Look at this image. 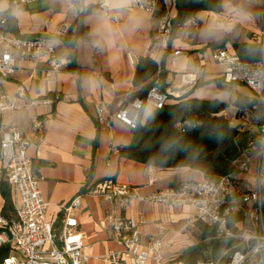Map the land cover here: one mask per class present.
Here are the masks:
<instances>
[{
    "label": "crops",
    "instance_id": "0c3cea01",
    "mask_svg": "<svg viewBox=\"0 0 264 264\" xmlns=\"http://www.w3.org/2000/svg\"><path fill=\"white\" fill-rule=\"evenodd\" d=\"M76 1L80 8L92 5L82 16L87 38L74 36V27L56 35L64 22L71 25L74 20L63 0H30L20 8L0 0V14L13 17L16 31L48 36L55 45L56 56L65 61L59 71L48 77L44 75V63L19 61L20 68L0 82V89L15 103L12 109L0 110L1 122L19 126L28 138L26 154L39 178V190L46 202L45 217L55 228L59 226L63 204L80 195L71 212L87 255L84 264H115L103 260L107 251L122 248L105 220L109 211L125 216L142 212L145 222L139 225L141 240L161 238L166 244L162 249L164 256L178 260L182 251L197 242L199 234L195 222L186 223L192 214L191 206L138 200L121 204L87 190L107 176L130 184L138 194L204 178L200 170L188 166L145 165L125 156L121 147L131 143L134 130L116 118L114 112L131 91L139 88L133 83L135 62L139 55L148 54L163 71V85L156 87L168 91V97L189 93L197 98H218L229 103L222 110L229 122L239 123L238 118L232 121L229 116L236 109L233 100L237 94L250 92L232 96L237 83L223 82V66L214 60L213 52L216 47L235 51L234 44L243 41L259 43L261 48L264 0H221L219 12L197 10L174 29L163 52L153 47L160 10L151 14L132 8L129 0ZM163 3L173 17L175 0ZM176 49L180 53L173 57ZM191 78L193 81H188ZM18 85L24 86V98L17 96ZM56 93L67 98H55ZM43 97L53 100L23 102ZM96 103L105 108L101 119L95 113ZM152 107L143 106L141 120ZM33 117L40 122L39 127L33 125ZM2 204L0 195V209ZM121 264H132V260ZM147 264H152L151 260Z\"/></svg>",
    "mask_w": 264,
    "mask_h": 264
},
{
    "label": "built area",
    "instance_id": "2783aa9c",
    "mask_svg": "<svg viewBox=\"0 0 264 264\" xmlns=\"http://www.w3.org/2000/svg\"><path fill=\"white\" fill-rule=\"evenodd\" d=\"M12 7L20 8L30 0H8ZM67 13L73 19L79 15L76 0H63ZM129 7L149 13L160 10V0H129ZM6 17L0 14V82L15 73L19 61L28 59L44 63V75L50 76L64 65L65 61L55 54V45L46 35L21 36L6 28ZM192 23H195L194 21ZM64 22L56 35L70 28ZM172 31V17L166 9L159 15L153 47L163 52L167 49ZM180 53L179 49L172 56ZM213 58L223 66L221 77L227 84L244 83L264 103V32L257 59H242L235 51L216 47ZM193 81L192 78L191 80ZM112 85V83L110 84ZM17 96L24 98V86L18 85ZM168 91L151 86L144 97L127 101L114 112V116L131 128H135L140 111L145 104L161 107ZM55 98L66 95L56 93ZM53 98L23 99V102L50 103ZM15 107L6 91L0 89V110ZM256 105L243 108L239 122L251 131L246 147L233 160L235 170L220 176L216 181L187 179L176 185L157 188L147 194H138L134 187L119 182L111 176L96 181L87 193L98 194L105 199L125 204L131 200L155 201L168 205H189L192 214L187 225L200 220L213 227L212 232L202 238L227 241V245L214 255L191 264H264V116L261 120L254 113ZM105 110L103 104H95L98 119ZM35 127L40 126L32 118ZM181 124L179 123L178 126ZM254 136V137H253ZM29 143L21 128L13 123L0 125V175L6 178L14 197L16 218L7 220L0 213V245L9 244L11 253L4 256L0 264H84L87 255L83 252L81 232L72 208L79 203V194L63 204V213L57 228L45 217L46 202L39 190V178L32 171V159L26 154ZM238 215L237 219L229 217ZM106 222L122 245L121 249L109 250L103 260L118 264L127 259L132 264H186L169 259L163 254L166 245L161 238L149 237L142 241L139 225L145 222L142 212L125 216L109 211Z\"/></svg>",
    "mask_w": 264,
    "mask_h": 264
},
{
    "label": "trees",
    "instance_id": "16d2710c",
    "mask_svg": "<svg viewBox=\"0 0 264 264\" xmlns=\"http://www.w3.org/2000/svg\"><path fill=\"white\" fill-rule=\"evenodd\" d=\"M175 6L176 14L172 17L171 34L178 25L193 16L199 9L217 12L222 10L221 0H175ZM91 7L92 5H87L80 8L79 15L69 28L74 27V36L88 37V30L82 23V16ZM163 11L164 3L160 0V13ZM3 15L6 17L7 29L21 36H30L16 31L15 21L10 14ZM234 49L242 59L253 60L259 57L261 48L259 43L243 41L235 43ZM133 83L139 85V88L131 91L123 103L135 97H144L151 86L162 87L163 71L150 55L137 57ZM228 105V102L218 98H197L189 93L173 98L167 96L164 104L161 107H152L144 120H141L139 115L137 124L133 128V139L131 143L122 146L121 151L125 156L143 162L145 165L166 168L188 166L200 170L205 179L216 181L220 176L235 170L233 160L246 147L251 135V131L243 123L231 124L222 113ZM233 105L239 111L256 105L253 110L259 121L264 116V103L253 93L238 94L233 100ZM179 123L180 126H178ZM0 195L3 198L0 213L7 220H14L16 210L12 192L2 174L0 175ZM229 215L233 219L238 218V215H231V213ZM195 225L199 229L197 242L177 257L186 264L195 263L209 253L214 255L228 243L216 239L202 240L212 232L213 227L200 220L195 221ZM11 251L12 247L9 244L0 245V263L2 258Z\"/></svg>",
    "mask_w": 264,
    "mask_h": 264
},
{
    "label": "rangeland",
    "instance_id": "374dc122",
    "mask_svg": "<svg viewBox=\"0 0 264 264\" xmlns=\"http://www.w3.org/2000/svg\"><path fill=\"white\" fill-rule=\"evenodd\" d=\"M250 92V94H252V90L246 85V84H244V83H237L236 84V88H233V90H232V93H233V97L234 96H236V94L237 93H239V92ZM238 95V94H237ZM148 106H146L145 107V109H148L147 108ZM146 111V110H145ZM239 113H240V111H239V109H237V107H236V109H235V111H234V113L232 114H229V116H230V119L232 120V121H234L235 119H237V117H238V115H239Z\"/></svg>",
    "mask_w": 264,
    "mask_h": 264
}]
</instances>
